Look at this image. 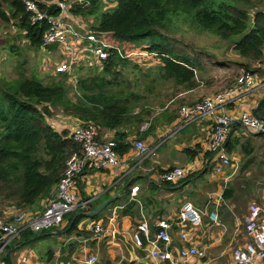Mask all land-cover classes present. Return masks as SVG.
I'll return each mask as SVG.
<instances>
[{"label":"trees","instance_id":"obj_1","mask_svg":"<svg viewBox=\"0 0 264 264\" xmlns=\"http://www.w3.org/2000/svg\"><path fill=\"white\" fill-rule=\"evenodd\" d=\"M30 1H35L42 11L54 16L59 14L55 0ZM90 1V7L73 5L71 15L82 21L95 17L96 24L90 31L119 45L127 57L115 53L103 64L100 73H97L100 69L93 66L79 68L75 84L71 86L66 84L65 78L69 76L60 81L53 79L50 85L36 79L35 74L32 78L23 76L13 81L1 80L0 219L4 221H9L3 215L4 209L16 207L27 210L50 198L63 176L69 157L73 153L82 154L80 144L71 137V131L58 129L51 121L55 112L80 123H94L99 129L117 130L131 125L143 140L150 132L140 130L146 122L152 125L147 120L151 111L141 104L143 99L132 90L124 75V70L133 64L136 57H156L159 61L157 76L150 71L153 83L160 78L175 87H196L197 62L176 51L163 35L173 19H184L191 26L224 40L234 39V50L244 60L241 68L253 74L260 72L259 65L264 59V8H256L252 0H117V6L109 10L103 9L102 0ZM0 20L22 31L23 37L34 48L43 49L42 35L46 26L31 24L25 0H0ZM239 36L242 37L235 41ZM46 49L52 51L57 48L50 46ZM71 90L74 100L69 97ZM260 104L256 115L261 118L264 117V99ZM239 128L235 126L233 130ZM232 132L226 144L229 155L236 152L239 145V139L233 138ZM249 135L250 138L264 137V134ZM126 138L127 134H118L115 139L116 151L121 155L130 149ZM241 150L249 155L254 151L250 144L242 145ZM206 156L211 158L212 154L207 151ZM93 202L68 214L65 230L78 213L94 211ZM130 209L132 206H127L122 211L123 216H129ZM98 217L99 214L89 218ZM85 218L88 217H78L68 233L79 232L78 226ZM3 259L5 264H11L7 253Z\"/></svg>","mask_w":264,"mask_h":264},{"label":"crops","instance_id":"obj_2","mask_svg":"<svg viewBox=\"0 0 264 264\" xmlns=\"http://www.w3.org/2000/svg\"><path fill=\"white\" fill-rule=\"evenodd\" d=\"M102 4L104 10L107 5H112V8H115L117 0H102ZM75 19L80 30L90 31L84 21L79 18ZM12 30L15 33L20 31L14 26H12ZM20 32L24 35L22 31ZM62 57L65 56L62 55ZM49 67L53 69L52 65ZM101 71L97 70V73ZM180 88L182 89L178 93L177 100L181 102V107L193 105L203 97L215 93L198 84L194 89ZM263 99L264 92L256 93L236 103L230 111L236 115L242 111L254 113L255 108ZM181 107L162 109L157 114L159 116L155 126L148 122L144 123L140 132H150V134L143 140L138 137L136 128L131 125L117 130L100 128V140L104 142L115 141L118 134H127L126 142L130 145V149L123 155L118 152L120 164L117 167L102 172L88 168L77 181V192L81 202L83 200L94 201L92 204L95 205V210L109 200H113V202L99 214L94 222L89 223L90 218L83 219L78 226L80 233L69 234L66 232L65 228L68 225L66 220L62 226L49 233L23 232L6 251L10 257V263L85 264L90 256H95L96 264H136L140 260H144L146 255V251L137 248L133 242V236L140 231V227L146 224L151 233H154L157 230L158 222L161 220L175 222L183 204L191 202L203 214V221L204 217L208 219L204 221L200 229L186 226L185 231L188 232L192 245L206 252L205 264H233L234 249L244 246L249 241L244 226V218L249 205L252 202L262 203L264 192L261 196H258V192L253 194L255 199L249 202L244 212L241 213V220L233 218V222L226 223L224 220V224L219 220L220 226L213 224L210 219L211 213H217L219 218L220 214L223 216L225 210L226 214L230 216L237 206V202L235 204L237 196L232 188H227V185L233 181L231 173L238 169L237 158L239 157L236 152L232 153L230 156L234 159V167H226L223 174H216L213 171L211 158L206 156L213 120L205 119L187 126L179 127L178 125L179 130L176 134L174 130L177 128L178 122L182 124L179 117ZM153 120L154 118L149 121ZM52 122L58 129L69 131L79 123L76 119L67 116ZM233 132V138L238 139L243 133L240 128L234 129ZM253 138L260 137L254 136ZM137 141H142L149 146L151 154L148 157L141 158L137 154L134 148ZM173 167L186 168L190 178L188 177L178 184L168 185L161 179V176ZM210 173H212L210 178H206L205 175ZM261 178L262 176H260ZM222 184L225 185L223 189ZM135 187H139V191L132 200V189ZM220 190L222 191L220 192ZM230 190L231 193H229ZM207 197L208 204L203 202ZM45 204L46 200H43L34 208L27 210L16 207L6 208L3 215L6 218H11L20 212L37 215L44 210ZM127 206H132V209L128 211L129 216H123L122 211ZM222 208L224 210L220 211L219 209ZM98 223L102 224L105 229L101 235H96L91 230V227ZM224 225H226L227 232L220 228ZM179 229L171 231L174 253L185 245L180 240ZM116 232L125 236L127 241L133 244L135 257H132L123 242L114 238ZM47 241L49 244H46ZM149 264L168 263L152 260ZM186 264L198 263L196 259H189Z\"/></svg>","mask_w":264,"mask_h":264},{"label":"built area","instance_id":"obj_3","mask_svg":"<svg viewBox=\"0 0 264 264\" xmlns=\"http://www.w3.org/2000/svg\"><path fill=\"white\" fill-rule=\"evenodd\" d=\"M59 14L54 16L42 11L35 1L25 0L26 11L30 14L33 26L46 30L42 35L43 49L56 46L64 55V60L56 66L55 74H68L75 84L74 73L81 67L93 66L102 69L103 64L115 53L127 57L121 47L114 42L98 37L91 31L78 28V22L71 15L73 5L90 7V0H56ZM132 55V54H131ZM260 72H242L234 83L221 91L203 97L193 105H184L179 110L182 126H187L205 119H212L213 126L209 134L207 150L212 154L213 171L223 174L226 167H234V159L228 154L226 144L229 134L235 126L249 134H264V121L253 112L242 111L236 115L231 107L241 100L264 91V59L259 65ZM99 128L94 123H78L71 130L72 139L80 144L81 153H73L66 162L63 176L50 198L46 200L44 210L37 215L20 212L9 221L0 219V264H5L3 255L10 244L26 230L42 233L63 225L65 217L90 202H81L77 192V181L90 168L97 172L107 171L120 164L117 143L114 140L101 141ZM137 154L146 158L151 154L149 146L142 141L134 144ZM189 177V171L183 167H173L165 172L161 179L165 183L178 184ZM139 187L132 189L134 200ZM210 219L215 226H220L217 213H211ZM204 224L203 214L191 202L183 204L175 222L161 220L157 230L151 233L143 224L133 236L134 245L146 251L145 263L152 260L168 264H186L189 259H196L198 264H205L206 252L192 245L186 226L200 229ZM248 242L233 251V264H264V200L252 202L244 218ZM180 228V229H179ZM179 229V237L185 245L174 253L171 231ZM96 235L104 233L100 223L91 227ZM95 256H90L85 264H96Z\"/></svg>","mask_w":264,"mask_h":264},{"label":"rangeland","instance_id":"obj_4","mask_svg":"<svg viewBox=\"0 0 264 264\" xmlns=\"http://www.w3.org/2000/svg\"><path fill=\"white\" fill-rule=\"evenodd\" d=\"M252 2L256 5V8H264V0H252ZM109 9H112V5H107L105 10ZM252 20L253 18L250 19V24ZM84 23L89 29L96 24V18L92 17L88 22L84 20ZM163 35L168 39L169 45L175 48L176 51L189 56L194 62H197L196 83L199 86L207 87L212 92L216 93L229 87V85L234 83L237 76L245 71L240 66L244 60L234 50V45L236 44L234 39L224 40L210 32L191 26L184 19H173L171 24L164 30ZM23 36L20 31L15 33L11 25H5L0 21V84L2 83L1 80L13 81L23 76L32 78L35 74L36 79L41 80L45 85H50L53 79L60 81L63 77L68 76V74L57 76L54 73L56 66L65 61L60 51H48L46 48L38 50ZM241 37L235 38V41ZM144 58L136 57L133 64L131 63L124 70V75L132 90L137 92L143 99L141 104L144 105L145 109H150L151 112L147 120H152L153 117L154 120L151 122L155 126L154 124L157 123L156 119L159 116L157 114L162 109L166 107H170V109L181 107V102L177 99L178 93L182 88L175 87L173 83L164 82L160 78H157V81L153 83L150 71L153 72L155 77L157 76L155 72L158 71L159 61L156 57ZM51 65L53 69L49 67ZM77 71L74 73L75 77ZM84 72H80V74L84 75ZM65 79L68 86L74 83L71 78ZM69 97L74 100L72 90ZM62 117V114L55 112L50 119L51 121H56L62 119ZM178 125L180 127L182 124L178 122L177 128L175 127L176 129L174 130L176 134L179 130ZM245 144H250L253 147L252 155L243 154L241 148ZM236 154L239 157L237 158L239 161L238 169L231 173L233 181L227 185V188L234 190V194L237 196L235 201L237 206L230 216L226 214L227 211L224 208L219 209L220 211L224 210L223 216L222 214L219 216L222 224H224V220L226 223L233 222V218L241 220V213L244 212L248 203L255 199L253 194L258 192V196H261L264 192V137L254 139L253 137L250 138L249 133H244V135L239 137ZM210 175L212 173L205 175V177L210 178ZM260 176H262L261 179ZM224 187L225 185L222 184V189ZM207 200L208 197L203 202L208 204ZM95 220L97 219L90 218L88 222L92 223ZM205 220H208L207 217H204ZM216 228L218 229V227ZM220 228L227 232L225 230L226 225ZM46 244H49V241Z\"/></svg>","mask_w":264,"mask_h":264},{"label":"water","instance_id":"obj_5","mask_svg":"<svg viewBox=\"0 0 264 264\" xmlns=\"http://www.w3.org/2000/svg\"><path fill=\"white\" fill-rule=\"evenodd\" d=\"M260 106L261 104H259V106L257 107V109L254 111V114L256 115L258 110L260 109ZM261 119L264 121V117H261ZM242 132H244V130H242ZM113 202V200H109L107 201L106 203H104L102 206H100L99 208H97L96 210L92 211V212H88V213H85V214H82V213H78L74 220L71 222L70 226L68 227V229L66 230V232H69L75 222V220L80 217L81 215H85L86 217H93V216H96L98 214H100L105 208H107L111 203ZM65 232V233H66ZM51 235H59V234H51ZM114 238L117 239V240H120L121 242H123V244L127 247L128 251L130 252V254L132 255V257H135V250H134V246L132 243L128 242L126 237L119 234V233H115L114 234ZM136 260H139V258H136ZM139 262L141 263H145L146 261L145 260H140Z\"/></svg>","mask_w":264,"mask_h":264}]
</instances>
